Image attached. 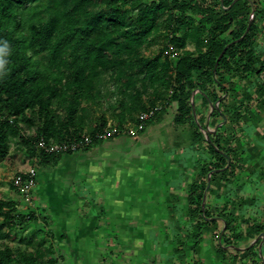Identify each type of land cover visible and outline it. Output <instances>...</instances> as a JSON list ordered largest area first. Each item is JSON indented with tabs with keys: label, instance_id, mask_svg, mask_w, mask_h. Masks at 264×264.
<instances>
[{
	"label": "trees",
	"instance_id": "1",
	"mask_svg": "<svg viewBox=\"0 0 264 264\" xmlns=\"http://www.w3.org/2000/svg\"><path fill=\"white\" fill-rule=\"evenodd\" d=\"M206 1L200 9L197 0H0V47L7 49L0 53L4 61L0 162L16 144L28 158L38 157V167L54 164L63 154L38 153L37 137L55 142L78 139L93 135L109 120L120 127L134 123L136 115L149 108L160 110L147 123L175 104L173 124L185 126L194 120L195 91L203 101L204 114L209 103L225 95L210 114L209 126L232 118L238 121V109L251 99L264 107V82L253 85L264 73V50L256 40L264 20V0H249L252 6L247 0H222V7L220 0ZM251 8L252 23L242 37ZM168 34L179 51L176 59L163 58L161 49L145 54ZM188 43L193 50L186 49ZM229 97L232 100L226 104ZM225 123L209 134V141L194 125V137L204 142L206 152L197 162L202 180L190 187L188 227L184 237L177 234L180 246L189 243L197 248L218 220L225 226L218 252L223 246L247 244L264 232V223L250 224L244 217H235V206L222 211L213 203L201 207L207 175L211 173L209 184L225 176L226 182L232 181L238 156H243L221 136ZM209 193L210 188L205 199ZM0 218V240L6 238L5 225L12 228L35 221L33 212L23 215L11 201H0ZM242 227L247 233H240ZM243 254L249 264H263L255 246ZM42 255L39 249L13 250L0 244V264H38ZM45 264L57 261L48 259Z\"/></svg>",
	"mask_w": 264,
	"mask_h": 264
},
{
	"label": "crops",
	"instance_id": "2",
	"mask_svg": "<svg viewBox=\"0 0 264 264\" xmlns=\"http://www.w3.org/2000/svg\"><path fill=\"white\" fill-rule=\"evenodd\" d=\"M224 98L215 103L217 107ZM175 109L171 104L157 114L137 139L99 142L38 167L34 198L44 203L59 234V246L69 252L71 264H249L245 254L243 260L238 255L255 245L254 240L234 243L230 249L223 246L222 252L216 247L217 256L208 258L202 256L204 239L194 249L189 243H178L177 234L184 237L188 227L190 187L200 180L198 164L196 176L188 166L182 167L180 144L171 140L179 129L173 124ZM238 111L242 134L233 147L243 154L237 161L240 170L235 168L237 176L227 182L230 188L215 190L220 202L211 203L219 211L235 206V217L264 223V107L251 99ZM261 248L264 256V240Z\"/></svg>",
	"mask_w": 264,
	"mask_h": 264
},
{
	"label": "rangeland",
	"instance_id": "3",
	"mask_svg": "<svg viewBox=\"0 0 264 264\" xmlns=\"http://www.w3.org/2000/svg\"><path fill=\"white\" fill-rule=\"evenodd\" d=\"M199 8L201 9L202 0H197ZM209 4V0L206 1ZM259 34L257 36L258 48L264 50V20L259 23ZM162 46V38H159L157 44L148 50H145V54L159 53ZM194 46L192 43H188L186 49L193 50ZM240 79V78H239ZM237 78V80H239ZM236 80V81H237ZM241 80V79H240ZM264 81V73L253 80V85L255 88L260 86ZM242 83H245L244 80H241ZM195 101L194 109L196 111L195 121L187 123L185 126L179 127L176 132H171V140L178 142L180 144V153L179 157L181 158L182 167L188 166L190 174L198 175L197 173V162L201 161L205 156L206 146L204 142L200 139L194 137L195 128L194 125H197L198 131L201 132L202 128L205 126V120L207 119V114H204L201 111L203 107V101L199 97V92H195ZM232 98V97H229ZM226 102H229L228 100ZM253 106V102H251ZM221 111L228 115V112L224 108ZM198 120L201 122L199 123ZM242 123L235 121L232 118L227 122V128L221 133V136L229 140V145L235 146L238 144V139L242 132L238 129L241 127ZM214 126H208L211 134L213 132ZM27 154L23 151L22 147L13 145L10 149L9 157L0 162V201H11L14 202L18 212L23 215L27 212H33L34 220H27L24 224L17 223L14 227L8 228V224L3 227V231L6 232V238L0 240V244H6L13 250L17 247L21 249L28 250L29 252H34L35 249H39L43 255L41 262L38 264H45L48 259H55L57 264H71L69 261V252L63 250L59 246V237L58 233L54 232V225L52 224V218L50 215H47L45 209L43 208V202L38 201V199L33 197L34 206L32 209H27L23 206L20 198L14 192L11 186V180L13 176L27 164ZM236 170H240V165L238 162L235 163ZM237 176V171H236ZM199 180L202 178L198 175ZM226 176L218 177L214 184H209L210 193L207 194L205 203L211 204V202L219 203L220 200L214 195L215 190L218 189L220 185L230 188V183H227ZM232 186V189L235 187ZM257 188V187H256ZM220 194V192H219ZM242 215V214H241ZM239 218L240 215L238 216ZM1 221V218H0ZM252 224V223H250ZM223 228L221 221H217L214 226L209 228L208 234L205 235L204 244L206 248L203 250V257L208 258V256H217L215 253L216 247L218 246V236L220 231ZM241 234L247 233V230L243 228L240 230ZM184 234V232H183ZM228 234V233H226ZM257 236L251 237V240H255ZM258 241L255 242L257 246ZM230 249L229 245L224 246L223 249ZM239 259L243 260L242 255H238Z\"/></svg>",
	"mask_w": 264,
	"mask_h": 264
},
{
	"label": "built area",
	"instance_id": "4",
	"mask_svg": "<svg viewBox=\"0 0 264 264\" xmlns=\"http://www.w3.org/2000/svg\"><path fill=\"white\" fill-rule=\"evenodd\" d=\"M171 40L172 34H168L162 43L161 54L163 58L174 60L179 55V51ZM159 110V107L149 108L145 112L137 114L134 123H127L121 127L109 121L106 126L96 131L93 135L83 134L80 138L70 141L55 142L39 136L34 142V148L38 153L41 152L46 155L74 154L87 150L95 143L117 137L137 139L145 130L147 121ZM38 163V157L27 158V164L11 180L14 192L20 198L23 206L29 210L34 206L33 197L37 186ZM26 219H28V216Z\"/></svg>",
	"mask_w": 264,
	"mask_h": 264
},
{
	"label": "water",
	"instance_id": "5",
	"mask_svg": "<svg viewBox=\"0 0 264 264\" xmlns=\"http://www.w3.org/2000/svg\"><path fill=\"white\" fill-rule=\"evenodd\" d=\"M235 1H236V0H234V2H235ZM247 1H249V0H247ZM249 3H250V5H251V1H249ZM220 6L222 7V0H220ZM251 6H252V5H251ZM252 19H253V9L251 8V12H250V15H249V18H248V24H247V26H246V29H245V31H244L242 37L248 32V30H249V28H250V26H251V23H252ZM242 37H241V38H242ZM241 38H240V39H241ZM240 39H239V40H240ZM239 40H236L235 42H237V41H239ZM230 44H231V43H230ZM230 44H228L227 46H229ZM227 46H226V47H227ZM226 47H225V49H226ZM225 49H224V50H225ZM224 50H223V51H224ZM223 51L221 52V54H220L219 57L217 58V60H216V62H215V67H216L217 64H218V61H219L221 55L223 54ZM214 71H215V70H214ZM194 94H195V92L192 93V98H191V106H192V110H193V116L195 115V113H194V101H193V96H194ZM209 107H210V112H209V114H208V118H207L206 124H205L204 128H202V133H203V135H204V137H205V139H206L207 141H209V134H211L210 130L208 129V126H209L208 119H209L210 114L212 113V111H213L214 109L217 108V104H211V103H209ZM218 127H219V125H216L215 128H214V131L217 130ZM214 131H213V132H214ZM210 175H211V173H209V174L207 175V179H206V186H205V190H204V192H203V198H202V204H201L202 209H203L204 204H205V195H206V191H207V189L209 188ZM224 228H225V226H223V228H222V230H221V233L223 232ZM219 240H220V235H219V237H218V241H219ZM263 240H264V233H260V234L256 237V239L254 240L253 243L259 241V242H258V246H257V252H258L259 258H260L261 261L264 263V256L262 255V252H261V244H262ZM251 246H252V244H251ZM236 250H239V249L236 248ZM244 250H245V249H244Z\"/></svg>",
	"mask_w": 264,
	"mask_h": 264
},
{
	"label": "clouds",
	"instance_id": "6",
	"mask_svg": "<svg viewBox=\"0 0 264 264\" xmlns=\"http://www.w3.org/2000/svg\"><path fill=\"white\" fill-rule=\"evenodd\" d=\"M6 45L4 47H0V53L6 52ZM4 71V61L0 60V72Z\"/></svg>",
	"mask_w": 264,
	"mask_h": 264
}]
</instances>
